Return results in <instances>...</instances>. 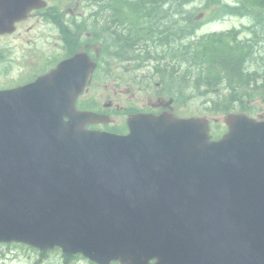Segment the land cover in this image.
<instances>
[{"label":"water","instance_id":"95a60500","mask_svg":"<svg viewBox=\"0 0 264 264\" xmlns=\"http://www.w3.org/2000/svg\"><path fill=\"white\" fill-rule=\"evenodd\" d=\"M26 1L0 0V24ZM70 80L0 92V240L99 264H264V121L230 115L218 142L198 118L91 132Z\"/></svg>","mask_w":264,"mask_h":264},{"label":"flooded vegetation","instance_id":"af4514ba","mask_svg":"<svg viewBox=\"0 0 264 264\" xmlns=\"http://www.w3.org/2000/svg\"><path fill=\"white\" fill-rule=\"evenodd\" d=\"M124 4V3H123ZM126 4V3H125ZM151 6L147 11L150 12ZM112 13V10H109ZM89 16H62L59 20V40L64 50L66 45L65 32L74 35L73 43L77 47L73 52L88 50L91 59L96 62V68L88 75L84 92L80 94L78 106L83 110H95L109 116L107 123H94L92 128L127 132L124 121L134 110L141 112L160 113L164 110L176 112V84L172 81L167 84L160 77L161 72L171 68L165 58L159 42L160 16L137 15L131 29L127 32L117 25V30L126 35H119L111 31L108 36L109 44L115 40L122 43L120 46L98 52L95 37V22L109 20L117 21L116 16H97V9L91 10ZM37 21L43 17L39 12L33 16ZM72 21L73 23H71ZM123 31V32H122ZM25 33V32H24ZM23 33V34H24ZM17 34V36H16ZM12 34L13 43L10 51L11 78L15 80L12 86L28 83L39 75L49 71V55L45 52L26 51L25 42L15 39L21 31ZM89 39H86L87 36ZM166 47V45H163ZM78 50V51H77ZM159 50V51H158ZM165 51V50H164ZM68 55L59 56L63 60ZM148 57L145 59V57ZM99 79V84L94 82ZM100 91V95L99 91Z\"/></svg>","mask_w":264,"mask_h":264},{"label":"trees","instance_id":"16d2710c","mask_svg":"<svg viewBox=\"0 0 264 264\" xmlns=\"http://www.w3.org/2000/svg\"><path fill=\"white\" fill-rule=\"evenodd\" d=\"M178 1L181 3V0ZM206 2L209 4L222 0ZM220 5L224 9L229 7L226 3ZM257 6L264 12V0H242L238 9L248 12ZM255 36L262 37L258 31H255ZM229 37L234 38L233 41ZM236 38L235 34L211 36L195 48V52L199 53L200 64L192 73V83L194 89L200 90L202 94L215 92V95H211V113L235 109L237 97L241 102L239 109L244 111L249 106L247 99L264 92V55H256L254 43L250 40L238 41ZM248 61L255 63L254 68L247 64ZM259 86L261 88L256 91ZM220 88H226L228 93H221Z\"/></svg>","mask_w":264,"mask_h":264},{"label":"rangeland","instance_id":"374dc122","mask_svg":"<svg viewBox=\"0 0 264 264\" xmlns=\"http://www.w3.org/2000/svg\"><path fill=\"white\" fill-rule=\"evenodd\" d=\"M86 0H80L76 4V6H81L83 3H86ZM72 6H75L73 5ZM175 12L169 16V22H174L173 29L178 33H181L186 29V33H188V29L191 26L188 22L189 18H193V20L197 21V26L192 34V38L194 41L200 42V37L202 34L211 33L214 31H222L231 29V27H240L243 24H250L254 22L253 17L249 14L246 15L244 13H234V12H226V10L219 12L215 7L216 4H207L205 0H185L183 3H180L178 0L174 3ZM33 16V15H31ZM43 23H36L35 18L31 17L28 20H24L19 25V30H21V34L15 39H23V33L25 32V37L27 40V46L30 45L29 37H44V28H41ZM247 28V27H244ZM25 29V31H24ZM259 32L262 33L263 37L257 42L255 48L257 54H262L264 52V26H259ZM241 36L246 37V35L251 32L249 29H243V32L239 33ZM12 35L6 34L2 38H0V50L6 49V52L9 54L10 44L12 43L11 39ZM26 51H31V49L27 48ZM50 52V51H49ZM177 56L176 58H178ZM198 67L195 66L193 68L186 67V71L190 74L196 71ZM15 82L13 78L10 76V72L0 74V87L8 86ZM96 85L99 84V79L96 77L94 79ZM99 91V90H98ZM100 91H99V94ZM257 106L261 108L260 114L257 116L264 115V102L258 101ZM179 112L182 113H197L203 112V103L199 98H192V101L189 102L186 106L184 104L180 105ZM224 115L219 117L220 121H224ZM42 255L38 250L33 248L25 247L22 244L10 243L1 245L0 244V264H33V261L39 259ZM44 264H63L64 258L59 251H51L49 255L45 257ZM76 264V263H75ZM77 264H92L89 260L79 258Z\"/></svg>","mask_w":264,"mask_h":264}]
</instances>
